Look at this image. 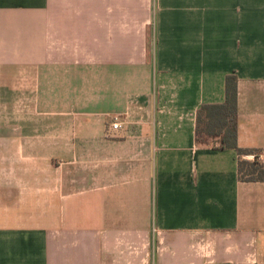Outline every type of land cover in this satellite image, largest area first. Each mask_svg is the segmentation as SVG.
Wrapping results in <instances>:
<instances>
[{"label": "crops", "instance_id": "0c3cea01", "mask_svg": "<svg viewBox=\"0 0 264 264\" xmlns=\"http://www.w3.org/2000/svg\"><path fill=\"white\" fill-rule=\"evenodd\" d=\"M231 73L264 162V0H0V264H264V182L195 143Z\"/></svg>", "mask_w": 264, "mask_h": 264}, {"label": "trees", "instance_id": "16d2710c", "mask_svg": "<svg viewBox=\"0 0 264 264\" xmlns=\"http://www.w3.org/2000/svg\"><path fill=\"white\" fill-rule=\"evenodd\" d=\"M195 143L237 153L238 179L242 182H264V162L255 150L237 146V76L228 74L224 80V101L203 104L196 111ZM253 155L252 160L244 157Z\"/></svg>", "mask_w": 264, "mask_h": 264}, {"label": "rangeland", "instance_id": "374dc122", "mask_svg": "<svg viewBox=\"0 0 264 264\" xmlns=\"http://www.w3.org/2000/svg\"><path fill=\"white\" fill-rule=\"evenodd\" d=\"M4 111H5V104H4V98H3V101H0V118L1 116H4ZM0 122H4V121H0ZM5 134V131L4 129H1L0 130V137H3V135ZM79 174H81V172H78ZM77 175V174H76ZM75 184H79L80 183V180L77 182V181H74Z\"/></svg>", "mask_w": 264, "mask_h": 264}, {"label": "built area", "instance_id": "2783aa9c", "mask_svg": "<svg viewBox=\"0 0 264 264\" xmlns=\"http://www.w3.org/2000/svg\"><path fill=\"white\" fill-rule=\"evenodd\" d=\"M110 127L113 129V130H119L121 128L120 126V123L118 121V118H113L111 124H110ZM253 155L251 156V158L253 159ZM258 159L261 160L260 156H258ZM263 162V161H262Z\"/></svg>", "mask_w": 264, "mask_h": 264}]
</instances>
